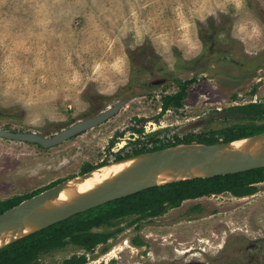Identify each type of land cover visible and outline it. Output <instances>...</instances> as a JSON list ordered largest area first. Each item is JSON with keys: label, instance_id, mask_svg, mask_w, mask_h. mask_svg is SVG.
<instances>
[{"label": "rangeland", "instance_id": "374dc122", "mask_svg": "<svg viewBox=\"0 0 264 264\" xmlns=\"http://www.w3.org/2000/svg\"><path fill=\"white\" fill-rule=\"evenodd\" d=\"M187 80L181 105L163 110ZM123 99L109 119L54 146L0 136V201L119 151L264 123V113L241 110L264 109V0H0L1 129L52 136ZM254 185L247 196L216 193L111 220L93 229L105 242L69 243L40 262L264 264V181ZM250 244L262 246L251 254Z\"/></svg>", "mask_w": 264, "mask_h": 264}, {"label": "water", "instance_id": "95a60500", "mask_svg": "<svg viewBox=\"0 0 264 264\" xmlns=\"http://www.w3.org/2000/svg\"><path fill=\"white\" fill-rule=\"evenodd\" d=\"M126 102L127 99L119 100L99 114L78 120L52 136L37 132H15L1 128L0 136L35 142L45 147L54 146L106 121L117 113ZM263 135L264 131L247 137L216 143H178L158 150L113 160L111 162L141 155L147 156L128 172L103 184L87 196H77L82 181L93 170L108 165L109 162L69 177L0 213V248L56 222L65 220L76 213L153 186L264 167V148H257L258 141ZM192 171L202 174H191ZM70 190L73 191V194L68 198H62ZM20 225L27 228L25 234L13 240L1 242L2 237L9 233L10 228Z\"/></svg>", "mask_w": 264, "mask_h": 264}, {"label": "trees", "instance_id": "16d2710c", "mask_svg": "<svg viewBox=\"0 0 264 264\" xmlns=\"http://www.w3.org/2000/svg\"><path fill=\"white\" fill-rule=\"evenodd\" d=\"M191 82V80H187L180 91L175 94L165 95L163 110L168 109L172 103L175 106H180L187 95V84ZM242 109L250 115V118L261 117L262 113H264L261 103L245 104ZM136 131H139L138 128ZM263 131L264 123L235 124L219 130L189 134L183 138L176 137L174 141L155 143L151 147L143 144L126 154H122L119 151L114 160L142 152L158 150L178 143H216L247 137ZM117 135L120 136V134ZM115 141L116 139L111 140V146L115 144ZM104 163L107 162L85 165L81 172L89 171ZM59 181L61 180H57L36 192L0 201V213L22 200L57 184ZM262 181H264V167L244 172L192 178L153 186L76 213L65 220L56 222L0 248V264H42L39 257L43 252L61 249L69 243L83 247H94L98 243L105 242L106 234L94 232L93 229L111 220L146 211L156 215L163 210L165 205L178 206L186 199L216 193L232 192L239 196L250 195L257 190L254 184ZM86 262L85 256L74 254L58 264H87Z\"/></svg>", "mask_w": 264, "mask_h": 264}, {"label": "bare ground", "instance_id": "6f19581e", "mask_svg": "<svg viewBox=\"0 0 264 264\" xmlns=\"http://www.w3.org/2000/svg\"><path fill=\"white\" fill-rule=\"evenodd\" d=\"M257 148L258 149L264 148V135L260 137ZM146 157H147L146 155H141L137 157H131L128 159L120 160L117 162H109V164L105 166H101V167L97 166L98 168L93 170L87 177L84 178L78 189L77 196H87L88 194L92 193L94 190H96L103 184L122 176L123 174L128 172L131 168L142 162ZM191 174H202V173H199L197 171H192ZM72 194L73 191L70 190L62 198H68ZM26 232H27V228H25L24 226L20 225V226L12 227L10 228L9 233L2 237L1 242L13 240L25 234ZM124 243L128 245L127 241H125ZM124 243L119 245L120 247L119 250H123L125 248L123 245ZM116 251L117 249L113 248L111 249L110 254ZM188 251H190V249L182 250V251H180L179 249L176 250V252H181V253H186Z\"/></svg>", "mask_w": 264, "mask_h": 264}, {"label": "flooded vegetation", "instance_id": "af4514ba", "mask_svg": "<svg viewBox=\"0 0 264 264\" xmlns=\"http://www.w3.org/2000/svg\"><path fill=\"white\" fill-rule=\"evenodd\" d=\"M138 120H142V119H138ZM261 246H262L261 244H250V246L248 247V251H250L249 253L253 254L255 251L259 250ZM256 260H259V259H256Z\"/></svg>", "mask_w": 264, "mask_h": 264}]
</instances>
